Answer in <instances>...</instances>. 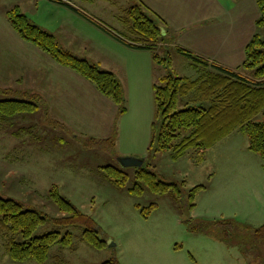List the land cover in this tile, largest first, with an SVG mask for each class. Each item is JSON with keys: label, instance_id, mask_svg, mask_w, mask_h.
<instances>
[{"label": "rangeland", "instance_id": "rangeland-1", "mask_svg": "<svg viewBox=\"0 0 264 264\" xmlns=\"http://www.w3.org/2000/svg\"><path fill=\"white\" fill-rule=\"evenodd\" d=\"M69 2L75 9L89 12L118 35L123 32L119 21L121 11L127 3L128 6L132 4L129 0ZM14 6L33 24L55 36L60 47L77 58H83V54L96 58L91 51H122L112 38L91 29L72 14L69 16L70 10L56 6L50 0H0V30L4 33L18 38L9 26L8 30L3 27L7 23L4 13ZM67 17H71L70 21ZM78 24L83 30L74 35L69 29ZM123 35L129 36L126 32ZM260 37L264 42V28L260 30ZM154 51L161 60L169 56L175 76L190 80L198 77L191 66L193 61L175 49L156 47ZM102 62L99 69L111 72L119 79L124 106L132 108L124 73ZM154 73L163 76L165 70L155 65ZM143 75L147 77L146 69L140 65L133 76L139 80ZM4 95L5 92H1L0 99ZM149 100L150 107L153 104L154 117V102ZM186 101H180L179 109ZM107 110V127L101 136L104 139L114 137L113 151L108 142L99 143L104 141L103 138L85 135L86 131L83 133L80 127L63 126L41 112L28 116L27 122L21 123V126L32 127V136L22 135L27 141L26 146H11L10 154L0 150V197L17 201L24 209L59 218L65 214L60 213L49 198L50 189L56 186L62 197L93 220L99 238L106 244L102 249H95L81 243L79 237L84 226L71 228L68 230L73 234L75 249L55 244L50 248L45 264H102L112 258L119 264H264L263 244L250 247L242 240L244 235L264 225V163L248 150V140L242 132L234 131L202 154L189 149L173 160V152L151 154L147 151L150 128L147 123L131 122V114L117 122ZM255 121H262V116L258 115ZM4 135L1 134L0 139L6 138ZM29 139L33 141L28 145ZM141 139L146 143L143 144ZM6 155L9 160H4ZM121 158L143 160L145 168L167 183L180 185L184 182L180 201L171 194L159 195L147 189L140 196L129 194L127 190L135 182L136 167H123ZM106 166H114L128 174L124 189H116L104 178L102 168ZM197 186L205 189L196 193L194 208L189 211V191ZM151 204L156 205L155 210L143 216L141 211ZM215 221H231V231L239 238L232 239L227 245L205 234L204 229ZM193 226L198 228L197 231L190 230ZM55 228L48 222L39 227L34 236ZM59 231L63 235L66 229ZM2 244L0 238V264H37L11 260Z\"/></svg>", "mask_w": 264, "mask_h": 264}, {"label": "trees", "instance_id": "trees-1", "mask_svg": "<svg viewBox=\"0 0 264 264\" xmlns=\"http://www.w3.org/2000/svg\"><path fill=\"white\" fill-rule=\"evenodd\" d=\"M261 13L256 22L258 28H264V0H256ZM5 16L13 30L24 40L37 47L56 64L69 68L88 80L104 97L118 108V114L126 112L124 95L120 81L111 72L100 70L84 58H77L60 47L55 36L33 24L17 6L7 10ZM127 37L116 35L104 29L113 38L135 50H147L152 54L155 65L165 70L153 84L154 117L151 123V137L147 151L173 152L172 159L177 160L189 149H196L199 154L214 147L234 131L239 130L248 140V150L264 163V42L255 34L244 50V62L232 71L224 67L208 64L192 53L176 49L179 54L190 58L191 66L199 74L195 80L175 76L169 56L160 59L155 48L168 43L163 37L157 18L142 4H134L125 9L120 16ZM186 99L183 108L179 109L181 100ZM38 105L20 100H0V121L19 115L33 114ZM261 115L262 121L255 118ZM187 134H183L186 132ZM114 137L99 141L109 143L114 149ZM94 141V139H90ZM96 142V141H94ZM119 158V157H118ZM104 178L116 189L125 188L128 174L114 166L102 168ZM134 184L127 192L140 196L144 189L164 195L171 194L180 201L183 193L180 185L165 182L155 172L144 167L135 168ZM204 186L194 187L189 191V211L194 208V199ZM49 198L63 217L51 218L24 206L12 199L0 197V238L8 257L18 263L34 261L45 264L50 248L60 244L63 248L74 250L71 228L84 226L79 241L95 249H102L105 242L99 238L93 220L80 213L68 200L59 194L56 186L49 191ZM151 204L143 209V216L154 211ZM51 222L56 227L50 232L34 236L36 230ZM231 221H215L208 224L204 233L219 242L230 245L232 239L239 238L233 234ZM66 229L62 235L59 231ZM197 227H190L197 231ZM245 244H263L264 225L242 237ZM264 262V260L262 261ZM102 264H119L114 258Z\"/></svg>", "mask_w": 264, "mask_h": 264}, {"label": "crops", "instance_id": "crops-1", "mask_svg": "<svg viewBox=\"0 0 264 264\" xmlns=\"http://www.w3.org/2000/svg\"><path fill=\"white\" fill-rule=\"evenodd\" d=\"M50 1L56 6L67 8L70 10L67 13L69 16L72 14L73 18H79L86 26L95 28L119 44L122 51H91L92 56L96 58H89L87 54H83L82 57L97 67L104 61L124 73L132 108H127L124 114L119 115L117 106L99 93L88 80L71 69L56 64L49 56L19 36L18 39L15 35L0 30V91L5 92L2 96L4 98L0 100L28 101L38 105L37 110L31 115H19L0 121V133H4L6 137L0 139V146H3L0 150L10 154L13 150L11 146H26L27 141L22 135L32 136V127L21 126V123H26L28 116L40 112L61 122L63 126L67 125L72 129L80 127L83 133L86 131L85 135L104 139L101 135L107 127L105 120L107 108L117 122L119 118L122 120L131 114V122L141 120L143 124L147 123L150 127L146 145L148 148L153 121V104L150 107L149 99L153 100V84L162 76L161 74L155 76V63L151 52L125 46L101 28L112 32L102 21L91 16L89 12L77 10L69 5L70 0ZM129 2L132 4L128 6L127 3L121 13L134 4L142 3L157 18L163 37L169 40L168 43L161 45L160 49L179 48L208 64L232 71H236L243 64L246 45L256 33L260 35V30L263 29L256 26L261 16L256 0H129ZM67 18V21H70L71 17ZM6 21L3 27L8 30L9 26L17 35L7 18ZM119 21L122 25L120 30L123 31L119 34L123 36L126 29L120 18ZM70 29L74 35L80 34L83 30L79 24ZM140 65L145 67L147 77L143 75L139 80H135L133 73ZM116 119H113V122ZM29 140L28 145L33 141ZM141 140L143 144L146 143ZM3 158L9 160L8 155Z\"/></svg>", "mask_w": 264, "mask_h": 264}, {"label": "water", "instance_id": "water-1", "mask_svg": "<svg viewBox=\"0 0 264 264\" xmlns=\"http://www.w3.org/2000/svg\"><path fill=\"white\" fill-rule=\"evenodd\" d=\"M120 163L123 167H136L139 168L143 165V160L134 158H121Z\"/></svg>", "mask_w": 264, "mask_h": 264}]
</instances>
